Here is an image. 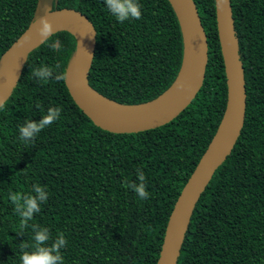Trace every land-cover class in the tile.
I'll list each match as a JSON object with an SVG mask.
<instances>
[{
    "label": "trees",
    "instance_id": "trees-1",
    "mask_svg": "<svg viewBox=\"0 0 264 264\" xmlns=\"http://www.w3.org/2000/svg\"><path fill=\"white\" fill-rule=\"evenodd\" d=\"M207 36L208 61L195 98L172 121L137 133L101 129L80 110L66 86L77 39L60 31L30 52L21 77L0 110V264H21L20 218L9 195L45 185L49 199L31 224L63 232V264H156L166 224L184 184L223 114L227 85L214 0H193ZM37 0H0V60L27 28ZM142 18L120 23L105 0H58L96 30L90 87L125 105L150 102L174 82L183 38L168 0H140ZM245 80L241 133L196 203L177 264H264V0H230ZM57 42L61 47L53 50ZM59 65L64 79L37 82L31 68ZM60 119L27 143L19 128L50 107ZM144 172L150 197L140 200L124 182ZM51 242V241H50Z\"/></svg>",
    "mask_w": 264,
    "mask_h": 264
},
{
    "label": "water",
    "instance_id": "water-1",
    "mask_svg": "<svg viewBox=\"0 0 264 264\" xmlns=\"http://www.w3.org/2000/svg\"><path fill=\"white\" fill-rule=\"evenodd\" d=\"M52 2L56 5L58 0H51L47 8V0H37L31 22L8 47L0 60V99L4 103L13 93L30 52L60 31H68L77 39L76 51L66 70L68 92L80 110L94 125L103 130L113 133H137L160 127L172 121L195 98L205 77L208 42L193 0H168L182 33L183 58L172 85L150 102L162 98L172 87H174L173 92L152 107L127 114L113 112L101 106L92 97L93 93L99 94L90 87L88 80L96 46V30L92 22L73 8L52 9ZM214 2L217 34L227 85L226 104L215 133L173 205L156 264H177L196 203L217 168L231 153L244 124L245 80L230 0H219V7L216 6L217 0ZM45 15L53 23L54 32L46 40H42L37 28L40 18ZM104 98L118 105L135 106Z\"/></svg>",
    "mask_w": 264,
    "mask_h": 264
},
{
    "label": "clouds",
    "instance_id": "clouds-1",
    "mask_svg": "<svg viewBox=\"0 0 264 264\" xmlns=\"http://www.w3.org/2000/svg\"><path fill=\"white\" fill-rule=\"evenodd\" d=\"M107 9L120 22L126 20L142 18V4L140 0H105ZM216 6L219 7V0ZM37 31L42 40H46L53 32L54 26L47 15L42 16L38 22ZM29 37H26L28 39ZM50 47L55 51L61 47L57 42H53ZM59 65L50 67L47 65L38 68H31L33 77L38 78L37 82H47L50 79L60 81L64 79L62 73L58 71ZM183 87V85H180ZM5 108L4 101L0 99V110ZM62 108L59 106L50 107L40 120H27L19 128V139L22 142H29L47 126L52 125L60 119ZM138 183L124 182L125 188H131L140 200H146L150 197L147 190L146 177L142 170H137ZM9 199L14 206V212L20 218L18 233L24 235V231L29 227L34 233L32 243L22 244L21 264H63L62 248L67 246V239L63 232L58 233L55 239H52L50 230L47 227H41L31 224L34 214L41 211V206L49 199V192L45 185L35 184L30 193L13 191L9 195ZM51 241V242H50Z\"/></svg>",
    "mask_w": 264,
    "mask_h": 264
},
{
    "label": "bare ground",
    "instance_id": "bare-ground-1",
    "mask_svg": "<svg viewBox=\"0 0 264 264\" xmlns=\"http://www.w3.org/2000/svg\"><path fill=\"white\" fill-rule=\"evenodd\" d=\"M77 34V32H76ZM174 90V87H172L171 89H169L166 93V95L168 96L169 94H171ZM164 95L162 98H159L157 100H155L154 102H149V103H145V104H140V105H135V106H122V105H118L112 102H109L107 99H105L104 97L100 96L97 93H93L92 97L93 99L99 103L101 106L119 113V114H127V113H137L140 112L141 110L147 109L149 107H152L156 104H158L159 102H161L162 100H164V98H166L167 96Z\"/></svg>",
    "mask_w": 264,
    "mask_h": 264
},
{
    "label": "rangeland",
    "instance_id": "rangeland-1",
    "mask_svg": "<svg viewBox=\"0 0 264 264\" xmlns=\"http://www.w3.org/2000/svg\"><path fill=\"white\" fill-rule=\"evenodd\" d=\"M50 2H51V0H47V4H46L47 5V8H49V6L51 4Z\"/></svg>",
    "mask_w": 264,
    "mask_h": 264
}]
</instances>
